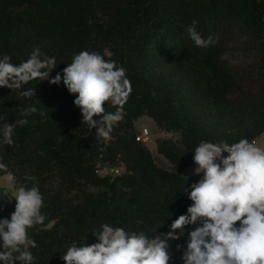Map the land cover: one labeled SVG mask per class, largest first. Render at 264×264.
Segmentation results:
<instances>
[{
	"label": "trees",
	"instance_id": "trees-1",
	"mask_svg": "<svg viewBox=\"0 0 264 264\" xmlns=\"http://www.w3.org/2000/svg\"><path fill=\"white\" fill-rule=\"evenodd\" d=\"M194 20L214 44L195 46L187 31ZM34 49L56 59L49 79L88 50L126 69L133 88L111 139L98 140L62 81L30 82V99L0 87V124L22 118V108L38 109L23 117L28 124L14 130L12 146L0 144L7 165L0 175L10 173L20 187L38 186L44 198L45 222L29 229L37 243L34 264H64L67 248L96 243L92 234L104 223L166 234L192 204L185 188L203 176L184 175L199 143L251 142L264 133V0H0V57L18 64ZM143 115L171 133L156 145L173 169L136 139ZM104 166L122 170L100 174ZM11 200L10 189L0 186V218L10 219ZM195 227L169 241V264H183Z\"/></svg>",
	"mask_w": 264,
	"mask_h": 264
},
{
	"label": "clouds",
	"instance_id": "clouds-1",
	"mask_svg": "<svg viewBox=\"0 0 264 264\" xmlns=\"http://www.w3.org/2000/svg\"><path fill=\"white\" fill-rule=\"evenodd\" d=\"M197 23L194 20L187 30L195 46L207 48L214 44L211 36L204 38L197 30ZM56 67V59L39 49L18 64L3 55L0 87L19 91L22 97L30 99L35 96L33 87H25L30 82L47 80L59 85L62 81L69 94L76 97L74 105L81 111V123L87 125V132L95 129L96 139H111L114 127L124 119V105L133 91L126 69L106 60L99 52L88 50L75 54L62 69V75L57 72L49 79ZM106 103L115 111H107ZM37 112V107L30 105L21 109L22 118L0 124V144L12 146L14 130L28 124L23 117ZM193 152L197 165L194 173L203 176L191 184L190 191L185 188L192 204L171 223L169 232L149 236L143 231L128 232L104 223L101 231L92 234L96 243L73 242L67 248L60 256L64 264H169V241L180 239L187 225L196 227L188 232L187 247L181 256L183 264H264V147L247 138L231 144L201 141ZM0 170L7 171L2 157ZM2 194L10 193L6 189ZM11 196L15 210L10 219L0 218V262L34 264L31 249L37 243L29 229L45 222L41 211L44 198L38 186H21ZM181 248L177 245V249Z\"/></svg>",
	"mask_w": 264,
	"mask_h": 264
},
{
	"label": "rangeland",
	"instance_id": "rangeland-1",
	"mask_svg": "<svg viewBox=\"0 0 264 264\" xmlns=\"http://www.w3.org/2000/svg\"><path fill=\"white\" fill-rule=\"evenodd\" d=\"M137 128L141 131L144 127H147L150 131L149 141H147L148 146L152 150L153 156L156 162L167 169H173V164L163 155L161 154L156 145V138L159 136H170L171 133H166L162 129H160L154 119L150 116L143 115L136 121ZM176 136V135H174ZM197 165H193L184 170V175H192L194 174V170ZM10 173H5L0 175V186L10 189L11 192L18 189L20 186L15 184L14 180L10 178ZM12 176V175H11ZM14 201V200H13ZM15 203V201H14Z\"/></svg>",
	"mask_w": 264,
	"mask_h": 264
},
{
	"label": "built area",
	"instance_id": "built-area-1",
	"mask_svg": "<svg viewBox=\"0 0 264 264\" xmlns=\"http://www.w3.org/2000/svg\"><path fill=\"white\" fill-rule=\"evenodd\" d=\"M149 135H150V131L147 127H144L136 136L137 140L143 141L145 143H147V141H149ZM122 167L121 166H116V167H112V166H104L103 168L97 170L100 174H111V173H119L121 172Z\"/></svg>",
	"mask_w": 264,
	"mask_h": 264
},
{
	"label": "crops",
	"instance_id": "crops-1",
	"mask_svg": "<svg viewBox=\"0 0 264 264\" xmlns=\"http://www.w3.org/2000/svg\"><path fill=\"white\" fill-rule=\"evenodd\" d=\"M258 146L264 147V133L256 140ZM195 164V163H194ZM193 164V165H194ZM192 165V166H193ZM196 165V164H195ZM191 167V166H190ZM189 168V167H188ZM196 168V167H195Z\"/></svg>",
	"mask_w": 264,
	"mask_h": 264
}]
</instances>
